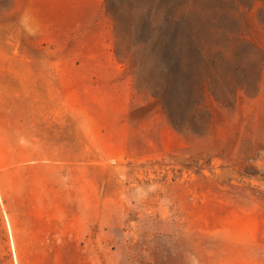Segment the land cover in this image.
<instances>
[{
  "label": "rangeland",
  "instance_id": "1",
  "mask_svg": "<svg viewBox=\"0 0 264 264\" xmlns=\"http://www.w3.org/2000/svg\"><path fill=\"white\" fill-rule=\"evenodd\" d=\"M185 1L215 97L179 133L157 0H0V264H264V0Z\"/></svg>",
  "mask_w": 264,
  "mask_h": 264
},
{
  "label": "trees",
  "instance_id": "2",
  "mask_svg": "<svg viewBox=\"0 0 264 264\" xmlns=\"http://www.w3.org/2000/svg\"><path fill=\"white\" fill-rule=\"evenodd\" d=\"M227 1L235 6L238 4V0H217L220 5ZM156 16L158 36L154 46L163 70L152 98L172 128L181 133L189 121L201 114L198 106L206 95L215 97L210 88L215 77L210 75L209 69L216 70V67L210 52L204 50L194 34L185 0L180 7L175 0H157Z\"/></svg>",
  "mask_w": 264,
  "mask_h": 264
}]
</instances>
